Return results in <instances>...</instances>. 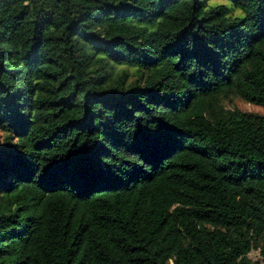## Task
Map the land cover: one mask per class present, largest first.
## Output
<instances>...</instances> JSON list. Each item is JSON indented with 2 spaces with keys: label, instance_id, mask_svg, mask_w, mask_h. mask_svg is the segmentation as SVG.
<instances>
[{
  "label": "trees",
  "instance_id": "obj_1",
  "mask_svg": "<svg viewBox=\"0 0 264 264\" xmlns=\"http://www.w3.org/2000/svg\"><path fill=\"white\" fill-rule=\"evenodd\" d=\"M235 95L264 106V0H0V264L264 261Z\"/></svg>",
  "mask_w": 264,
  "mask_h": 264
},
{
  "label": "rangeland",
  "instance_id": "obj_2",
  "mask_svg": "<svg viewBox=\"0 0 264 264\" xmlns=\"http://www.w3.org/2000/svg\"><path fill=\"white\" fill-rule=\"evenodd\" d=\"M223 0H208V2L211 3H216V2H220ZM122 65H115V69L119 70L121 68ZM227 107H231V106H236L240 109L243 110H247V111H254V112H258V113H262L264 114V106L263 105H259V104H255L252 102H249L245 99H243L241 96L239 95H235L234 97H231L228 100L224 101ZM3 135H2V131L0 130V140H2ZM248 257L255 262V264H264L263 258L260 255L259 249H252L247 253Z\"/></svg>",
  "mask_w": 264,
  "mask_h": 264
}]
</instances>
